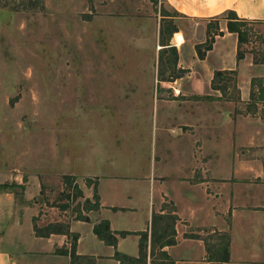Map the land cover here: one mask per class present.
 Segmentation results:
<instances>
[{"label": "rangeland", "instance_id": "1", "mask_svg": "<svg viewBox=\"0 0 264 264\" xmlns=\"http://www.w3.org/2000/svg\"><path fill=\"white\" fill-rule=\"evenodd\" d=\"M176 17L164 0H0V248L18 256L53 247L68 257L74 248L72 264H91L93 258L77 254L82 231L72 232L73 222L100 220L95 234L103 222L111 228L102 219L109 215L134 229H111L117 247L95 234L114 248L120 264L230 260V213L224 223L230 200L232 208L244 206L246 216L261 211L241 223L242 235L256 230L264 239V22L247 26L242 51L250 57L228 71L221 67L232 43L221 40L229 30L220 34V20L233 16L210 22ZM173 27L183 31L177 42L185 36L206 55L215 48L211 62L223 78L203 97L209 102L192 95L185 98L193 105L181 108L133 101L149 98L157 77L171 86L159 90L167 99L176 98L172 86L190 84L196 64L183 69L172 52L161 51ZM208 116L210 123L202 122ZM204 124L212 126L210 133ZM193 164H200L199 176L181 185ZM210 177L216 188L209 186L206 201L193 186ZM224 183L230 185L220 192ZM151 184L153 210L146 219ZM212 206L215 228L204 225ZM154 213L174 233L167 238L159 230L152 254ZM50 238L56 241L48 244ZM169 239L174 244L162 247ZM120 242L135 255L120 250ZM116 252L133 261L122 263Z\"/></svg>", "mask_w": 264, "mask_h": 264}, {"label": "crops", "instance_id": "2", "mask_svg": "<svg viewBox=\"0 0 264 264\" xmlns=\"http://www.w3.org/2000/svg\"><path fill=\"white\" fill-rule=\"evenodd\" d=\"M166 6L177 13L178 17L176 18H183V19H191V20H199L204 22H210V21H217L221 19L225 14L229 12L235 13L240 20H247L252 22H264V0H164ZM225 21V20H224ZM223 22L220 20V26L221 31L225 32L227 31V25L226 21ZM225 25V27H223ZM183 31L179 29L176 33H174L169 38V44L171 47H176L178 49L179 58H178V64L179 67H182L185 69L186 67L192 68L191 63H194L197 67H194L192 69V72L188 74V77L190 79V84L188 86L185 85V83L182 85L179 84V87L172 86L175 94L174 99H167L165 97H162L161 94H159L160 88H170L171 86L168 84L163 83L161 79L158 77L156 78V82H153L149 90L151 91L150 97L144 100H137V98H134L133 101H142L141 103L146 106L151 107H165L170 105V103L176 104L179 108L185 107V106H192L193 100L190 98H185L188 96L196 97L200 100V98L204 101L209 102L208 98H203L205 96L210 95L209 89L211 88L212 81L215 76V72L217 70H220L217 68L216 64H214L212 61L213 53L215 48L213 50L209 51L205 57V59H200L197 53V50L195 49V46H190L189 42H187L185 36H183L182 42H177L176 35L178 33H182ZM222 41L229 40L232 43V50L229 52V55L224 58L223 60V66L221 69L228 70V71H234L237 69H241V65L243 61L248 60V56L246 55L244 58L240 61H238L237 54H238V37L235 33L225 32L223 36H220ZM219 40L215 41V47L218 45ZM196 45V44H195ZM191 60V62H190ZM200 63V67H198V64ZM250 65L254 66L253 63H249ZM203 77H202V76ZM173 82H170L172 84ZM177 84V81L174 82ZM175 84V85H176ZM242 91V96L247 98L249 93V88L245 84L244 86H240ZM179 97V98H178ZM131 100V99H130ZM215 102V101H214ZM213 102V103H214ZM200 101L197 102L195 106H198ZM192 112V111H191ZM195 113V112H194ZM189 115L193 116L194 114L189 113ZM210 116L207 117V122L202 121L204 123H210L209 122ZM223 123H226L225 116L222 117ZM212 123V122H211ZM205 128L208 133H210V128L212 126H209V124H204ZM181 130V129H180ZM194 165V164H193ZM205 165V164H202ZM208 166V164H206ZM200 164L194 165L193 167H188V172L185 176L187 178H182L180 180L181 185H191L193 183V180L196 179V176L199 174L200 170ZM185 167H181L180 170H185ZM199 176V175H198ZM147 177H149V174H147ZM192 179V180H191ZM199 181V179H198ZM148 182V180H147ZM168 182V181H167ZM215 179L211 177L208 180L203 181L202 183L194 184L193 189H195L198 193L201 191L203 197L206 201L209 199L207 196H210L211 190H209V186L211 185L212 188L215 190ZM179 184V185H180ZM208 186H205V185ZM203 185L205 187H203ZM230 184L224 183V186L222 189H218L220 192H224L226 186H229ZM153 185L151 184L149 188V195L146 198L147 207L148 210L146 212V219L150 217L152 214V206L150 199V193H152ZM199 187L200 190L198 189ZM213 190V191H214ZM226 192V191H225ZM229 192H231V189H229ZM231 196V195H230ZM128 201L131 204V198H128ZM235 201L238 202L239 198L238 195L235 196ZM149 203V204H148ZM232 201L230 200L228 202L227 210L225 212L224 217V223L226 215L230 213V216H232V223L233 227L231 228L232 233V245H231V254H230V260L222 261L219 260L216 262L213 259L207 257V259H180L177 260L176 264H264V239L260 238L256 235L255 232H246L245 236H243L242 231L245 230L241 223L245 221L246 218L250 217V215L253 217L255 214L260 213L261 211H256L253 214H250L249 216H246V209L243 208L244 206L241 205H235L234 208L231 206ZM240 203V202H238ZM243 203V202H242ZM106 205V204H103ZM113 206V205H111ZM130 207V211L132 210L134 213L135 206H128ZM203 209V207H201ZM94 212V211H93ZM93 214V218L97 219L98 213L95 211ZM102 213V212H101ZM207 214V213H206ZM113 215V214H112ZM192 215H195V212L192 211ZM205 215V214H204ZM208 220L207 223H204V225H207L209 227L215 228V225H217V216L216 211L214 207L212 206V210L209 211ZM103 218L109 219L111 222V229L115 232L119 231H126V230H134L133 228L129 227V222L124 223H118L113 221V217L109 215H103ZM100 222V220L95 221L94 223H88V222H73L71 231L72 232H81V235L78 240V251L77 254L79 256H88L90 258H93V262L91 264H120L117 260L113 258L114 255V248L113 247H107L103 245L100 241L96 240L94 238L96 235L93 232L94 225ZM226 226V224H224ZM135 224V223H133ZM253 228H251L252 230ZM81 230V231H80ZM86 230V231H84ZM215 231V230H214ZM54 238H50L47 240V243H54ZM41 241V240H40ZM64 240L58 241L60 243H63ZM125 241V240H123ZM51 244V245H52ZM91 247H90V246ZM51 247V246H50ZM87 247V248H86ZM107 249V253L104 254V251ZM119 249L122 250L125 253H128L129 255H135L134 248L131 249V251H127L125 247H123L122 242L119 244ZM47 251H36L33 250L29 253H23L20 255H14L12 251H9L7 249L0 248V264H72L71 263V257L68 256H62L54 254V248L52 247L49 249H46ZM201 251L204 252L205 250L201 246ZM203 255V254H202Z\"/></svg>", "mask_w": 264, "mask_h": 264}, {"label": "trees", "instance_id": "3", "mask_svg": "<svg viewBox=\"0 0 264 264\" xmlns=\"http://www.w3.org/2000/svg\"><path fill=\"white\" fill-rule=\"evenodd\" d=\"M228 15L230 16H233L229 19L228 23H227V29L229 30L230 33H235L238 35V45H239V49H238V60H242L244 59L245 57V53L242 51V45L245 44L247 41H248V38L250 36V33L247 29V26L250 24V23H256V22H252V21H247V20H240L239 17L233 13V12H229L227 13ZM172 35L174 33H176L178 31V29L176 27H173V30H172ZM210 33V32H209ZM221 30H220V34H221ZM217 34L213 35L212 37L216 36ZM211 36V35H209ZM171 37V36H170ZM214 38H211L208 40L209 44L207 46V50H210L212 48V41H213ZM163 48H162V52H172L175 56V66H178V56H179V53H178V49L176 47H171L170 44H169V39L167 40V43L162 45ZM161 52V53H162ZM197 53H198V56L200 59H205V56H206V52H203L201 49H200V46H197ZM224 72H221V71H216L215 72V76H214V79L212 81V87L213 89H217L216 88V81H218V79H222L223 76H224ZM179 77V76H178ZM222 77V78H221ZM177 78V77H175ZM87 220V219H86ZM162 221H163V215L162 214H156L154 213L153 214V218H152V235H153V246H152V251L154 254V249H155V246H156V234L158 233L159 230H162L161 232V235H165L167 238L168 236L171 237V235L174 233H171V231L169 230L168 226L167 225H164L163 226L161 225L162 224ZM161 223V224H160ZM54 226H49L47 228H45L46 230L49 229V228H52ZM42 233V231H41ZM54 232L51 231L50 234H52ZM129 232H120V235L121 236H125L126 234H128ZM95 234H97L102 240H104L108 245H111V246H114V247H117V244H118V238L115 236V234L111 231V228H110V224L108 222H103L102 224L98 225V226H95ZM42 237H45V236H49L48 234H42L41 235ZM148 234H142V238H141V253H144V250L146 249V242H147V237ZM155 238V239H154ZM78 240V239H77ZM77 242V241H76ZM174 244L172 242L171 239L169 240H166L165 243L163 244L162 247H165L167 245H172ZM72 252L71 253V257L72 259L76 258V255H75V250L74 248L72 249ZM115 257L122 261V263L124 261H128L129 263H131L133 260L130 259L129 257H126L124 255H121L119 252H116V255Z\"/></svg>", "mask_w": 264, "mask_h": 264}]
</instances>
